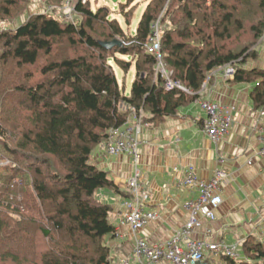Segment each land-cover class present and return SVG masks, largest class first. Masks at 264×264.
Returning a JSON list of instances; mask_svg holds the SVG:
<instances>
[{
  "label": "trees",
  "instance_id": "obj_1",
  "mask_svg": "<svg viewBox=\"0 0 264 264\" xmlns=\"http://www.w3.org/2000/svg\"><path fill=\"white\" fill-rule=\"evenodd\" d=\"M47 1L55 11L62 2ZM28 3L0 0V20L23 15ZM77 11V24L44 13L0 29V154L9 160L0 167V264H107L116 228L112 206L98 194L119 189L92 154L132 113L161 123L227 64L234 82L253 84L255 108H264V69L245 68L264 36V0H151L132 34L106 7L79 4ZM123 11L129 22L132 13ZM157 21L162 61L188 92L167 90L157 74L147 48ZM116 39L127 44L101 45ZM133 65L126 94L116 66L128 72ZM243 251L247 260L224 258L264 264V230Z\"/></svg>",
  "mask_w": 264,
  "mask_h": 264
},
{
  "label": "crops",
  "instance_id": "obj_2",
  "mask_svg": "<svg viewBox=\"0 0 264 264\" xmlns=\"http://www.w3.org/2000/svg\"><path fill=\"white\" fill-rule=\"evenodd\" d=\"M48 8L47 0H32L23 16L9 20L13 22L12 28L7 25L9 21H2L0 26L15 29L29 16L44 14ZM56 14L60 15L59 12ZM257 52V58L246 62L245 68L264 69V42L258 45ZM210 74L195 101L179 108L175 115L166 117L159 124L144 122L137 136V168L142 184L151 193L146 209L159 215L137 235L162 243L187 222L185 204L198 195L196 188H187L182 184L189 167L204 180L213 178L217 171H223L227 175L222 188L224 202L212 223L217 231L214 239L228 244L239 243V261L247 260L243 243L249 236L261 239L264 230V155L260 154L263 145L259 140L261 127L264 126V108H255L251 97L253 84L236 83L234 78L225 79L219 74ZM204 100L236 106L229 135L219 144L212 142L204 131L206 113L201 106ZM134 116L133 113L130 116L131 123ZM102 148V145L95 148L92 162L106 171L119 189L106 188L98 194L102 201L112 206L111 221L119 234L108 240L111 254L129 256L133 264H149L146 260L135 259L132 249L136 234L119 224L122 202L131 198L127 180L136 171L133 158L128 154L104 155ZM229 236H233L235 242L229 243ZM210 264L231 263L224 257H217L211 259Z\"/></svg>",
  "mask_w": 264,
  "mask_h": 264
},
{
  "label": "built area",
  "instance_id": "obj_3",
  "mask_svg": "<svg viewBox=\"0 0 264 264\" xmlns=\"http://www.w3.org/2000/svg\"><path fill=\"white\" fill-rule=\"evenodd\" d=\"M88 3H91V0H62L56 11L49 4L46 14L55 15L59 12L65 24H77L79 21L77 6ZM159 22L157 21L153 25L151 45L147 46L158 60L157 74H161L166 80L167 90L179 89L188 92L184 85L172 79L162 61ZM216 74L225 79L234 78V66L227 64L219 67L213 70L210 76ZM201 106L206 113V119L203 122L204 131L212 142L219 144L229 135L234 122L233 112L236 106H226L221 102L210 100L202 101ZM133 114L135 115L133 123L128 120L125 126L112 128L108 132L107 139L101 144L104 155L128 154L132 156L136 166L135 174L127 180L131 198L122 202V210L119 213V224L128 227L136 234L132 255L136 260H146L149 264L161 262L166 264H210L211 259L217 257L239 261V243L228 244L224 240L214 239L217 231L212 223L217 219V210L224 202L222 188L227 175L223 171H217L213 178L204 180L199 178L192 167H189L184 173L182 184L187 188H196L198 195L185 204L188 211L187 222L162 243L152 242L145 236L137 235L159 215L155 211L146 209L151 193L142 184L140 171L137 168L139 161V139L137 136L144 125V120L142 114ZM259 140L263 145L260 154L264 155V126L261 127ZM8 164L9 160L2 159L0 154V167ZM115 235L119 236L117 229ZM107 264H133V262L129 256L116 257L111 254Z\"/></svg>",
  "mask_w": 264,
  "mask_h": 264
},
{
  "label": "rangeland",
  "instance_id": "obj_4",
  "mask_svg": "<svg viewBox=\"0 0 264 264\" xmlns=\"http://www.w3.org/2000/svg\"><path fill=\"white\" fill-rule=\"evenodd\" d=\"M150 1L151 0H118V1L114 2L113 0H91V3H89V7L91 9H93L94 11L97 10L99 7H102V6L106 7L110 13L109 18L110 19H116L120 23V25L123 27V29L126 31L127 34H132V33H135V30L138 26L140 18H141L144 10L146 9V7ZM30 3L32 4V0L30 1ZM30 3L27 4V8L30 6ZM124 7L127 10L129 9V11L132 13V17L130 18L129 22L126 21L125 16H124V11H123ZM26 10L27 9H25V11H24L25 13H26ZM163 13H164V11H163ZM53 16L56 17L57 19H59L60 21L63 20L61 18V16L58 14H55ZM12 20H14V19H12ZM1 23H2V21L0 20V24ZM7 25L10 28H12L13 22L9 21V22H7ZM159 26H160L161 31H162L164 29L163 28L164 25L161 22H159ZM0 29H3V27L0 26ZM121 42H122V46L126 44L124 41H121ZM263 42H264V36L259 40V42L256 46L254 45L251 47L250 52L254 51V52L258 53L257 47H258V45L260 46L261 44H263ZM253 60H254V58H249L247 63L251 62ZM116 73H117V79H118L120 86H123L124 80L126 81L125 82V92H126V94H128L130 89H131L132 82H133V76H134V79L136 77L134 65L131 67L130 71H128V72H124L123 69H121L119 66H116ZM4 160L8 161L7 159H4ZM228 242L229 243L235 242L234 237L229 236Z\"/></svg>",
  "mask_w": 264,
  "mask_h": 264
},
{
  "label": "water",
  "instance_id": "obj_5",
  "mask_svg": "<svg viewBox=\"0 0 264 264\" xmlns=\"http://www.w3.org/2000/svg\"><path fill=\"white\" fill-rule=\"evenodd\" d=\"M114 2L118 1V0H113ZM101 45L107 49H112L113 47L116 46H122V42L119 40H113V41H101Z\"/></svg>",
  "mask_w": 264,
  "mask_h": 264
}]
</instances>
